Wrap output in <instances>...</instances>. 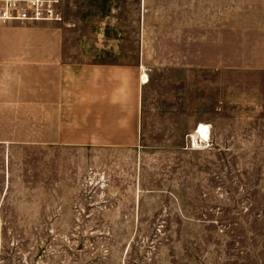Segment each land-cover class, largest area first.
Returning <instances> with one entry per match:
<instances>
[{
	"label": "rangeland",
	"instance_id": "374dc122",
	"mask_svg": "<svg viewBox=\"0 0 264 264\" xmlns=\"http://www.w3.org/2000/svg\"><path fill=\"white\" fill-rule=\"evenodd\" d=\"M63 13L0 41L72 44L75 58L131 44L130 60L147 43L170 73L135 137H93L80 114L9 116L23 129L0 131V264H264V0H66Z\"/></svg>",
	"mask_w": 264,
	"mask_h": 264
},
{
	"label": "crops",
	"instance_id": "0c3cea01",
	"mask_svg": "<svg viewBox=\"0 0 264 264\" xmlns=\"http://www.w3.org/2000/svg\"><path fill=\"white\" fill-rule=\"evenodd\" d=\"M27 26H1L0 38ZM70 45L0 41V131L23 129L10 126L18 120L9 116L30 113L33 124H66L80 114V130L93 132V137L105 129L132 131L135 137L142 129L140 110L148 93L156 89L154 82L170 73L168 60L153 63L147 43L132 44L139 52L135 60L121 57V47L131 44H81L79 58L65 53ZM70 128L34 126L32 130Z\"/></svg>",
	"mask_w": 264,
	"mask_h": 264
},
{
	"label": "built area",
	"instance_id": "2783aa9c",
	"mask_svg": "<svg viewBox=\"0 0 264 264\" xmlns=\"http://www.w3.org/2000/svg\"><path fill=\"white\" fill-rule=\"evenodd\" d=\"M66 0H0V27L11 23H63Z\"/></svg>",
	"mask_w": 264,
	"mask_h": 264
},
{
	"label": "bare ground",
	"instance_id": "6f19581e",
	"mask_svg": "<svg viewBox=\"0 0 264 264\" xmlns=\"http://www.w3.org/2000/svg\"><path fill=\"white\" fill-rule=\"evenodd\" d=\"M143 80L148 81V78L147 76H145V74H144ZM209 136H210L209 127L206 125H200L198 131L194 134V140L196 142V137H199V138H202L204 141L208 142Z\"/></svg>",
	"mask_w": 264,
	"mask_h": 264
}]
</instances>
